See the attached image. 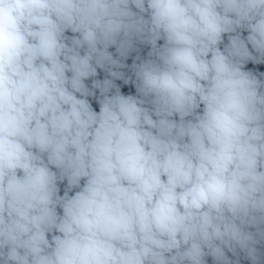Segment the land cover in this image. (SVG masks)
Instances as JSON below:
<instances>
[{"label": "clouds", "instance_id": "9594fccd", "mask_svg": "<svg viewBox=\"0 0 264 264\" xmlns=\"http://www.w3.org/2000/svg\"><path fill=\"white\" fill-rule=\"evenodd\" d=\"M0 264H264V0H0Z\"/></svg>", "mask_w": 264, "mask_h": 264}]
</instances>
